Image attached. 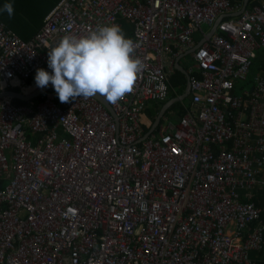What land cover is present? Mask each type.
<instances>
[{
	"label": "built area",
	"instance_id": "obj_1",
	"mask_svg": "<svg viewBox=\"0 0 264 264\" xmlns=\"http://www.w3.org/2000/svg\"><path fill=\"white\" fill-rule=\"evenodd\" d=\"M242 3L58 0L29 39L0 20V89L35 86L51 46L101 25L130 35L142 64L108 102L114 116L94 97L0 100V264H258L264 73L249 70L264 48V0L232 15ZM195 33L205 39L192 50ZM186 53L183 114L142 137L141 110L167 97Z\"/></svg>",
	"mask_w": 264,
	"mask_h": 264
},
{
	"label": "clouds",
	"instance_id": "obj_2",
	"mask_svg": "<svg viewBox=\"0 0 264 264\" xmlns=\"http://www.w3.org/2000/svg\"><path fill=\"white\" fill-rule=\"evenodd\" d=\"M0 11H6L11 16V3H5ZM134 47V42L125 37L116 24L98 26L86 35L66 33L47 50L48 70L37 68L34 74L35 86L28 90L46 88L50 84L58 97V103L96 94L109 103H116L131 90L134 79L142 68L141 61L132 55ZM3 88L4 86L0 90ZM48 96L52 98L51 95ZM181 115L178 111L177 120ZM162 117L163 114L160 119ZM139 121L144 132L142 137H145L151 125L145 127L142 120ZM160 125L159 120L151 133L157 132Z\"/></svg>",
	"mask_w": 264,
	"mask_h": 264
},
{
	"label": "trees",
	"instance_id": "obj_3",
	"mask_svg": "<svg viewBox=\"0 0 264 264\" xmlns=\"http://www.w3.org/2000/svg\"><path fill=\"white\" fill-rule=\"evenodd\" d=\"M0 0V9L3 8L5 3H11L13 12L12 15L9 16L6 11H0V16L6 24V28L14 31L20 37L28 38L32 34H34L41 25L43 16L48 12V10L58 1V0ZM255 73H264V48H258L256 50V55L251 61V66L249 70V76L252 77ZM177 75V77L175 76ZM29 80L25 79L21 83H25ZM184 82L183 74L175 68L172 74L169 75V83L171 87H176L175 91H172L170 88L171 94L173 92H181ZM179 84V85H178ZM6 86H4L5 88ZM11 90H19L20 87L17 85H11L9 87ZM182 88V89H180ZM45 95H51L55 102H58V97L56 96L53 89H49L45 92ZM8 101L13 104H22L24 101L6 97ZM36 100H40L41 96L35 98ZM174 103L173 105H175ZM179 108L184 107V103L178 105ZM179 114H183V111L180 110ZM264 215V213H263ZM262 264L259 262L258 264Z\"/></svg>",
	"mask_w": 264,
	"mask_h": 264
},
{
	"label": "water",
	"instance_id": "obj_4",
	"mask_svg": "<svg viewBox=\"0 0 264 264\" xmlns=\"http://www.w3.org/2000/svg\"><path fill=\"white\" fill-rule=\"evenodd\" d=\"M248 0H243V3L240 7V9H238L237 11H235L234 13H231L232 15H237L238 13L241 12V10L244 8L245 4L247 3ZM220 20V18H217L211 25L210 29L207 31L206 33V36L205 37H209L213 31L215 30V27L218 23V21ZM205 37L199 39L195 45L192 47L194 50L204 39ZM187 54V53H186ZM179 71H181L182 73H184L186 79L188 80V76H187V73H186V70L179 64V59L176 61V66H175ZM49 89H52L51 85L49 84L48 87L46 88H36L34 89L32 92L30 93H23L21 90L20 91H15V90H9V89H3V90H0V99L1 98H6V97H9V98H17V99H20V100H29L33 97H36L38 95H40L41 93H44L45 91H48ZM188 93H189V89H188V86L185 88L184 92L181 93L180 95L178 96H175V97H172L170 99H168L161 107V109L159 110L157 116L155 117L154 119V122L153 124L151 125V127L146 131V135H148L149 133H151L154 129V127L157 125V123L159 122L160 120V117L161 115L163 114V112L170 106L172 105L175 101H178L180 99H183L185 97L188 96ZM96 99H98L105 107L106 109L114 116V112L112 110V107L110 106V104L100 95L96 94L94 96H92Z\"/></svg>",
	"mask_w": 264,
	"mask_h": 264
},
{
	"label": "crops",
	"instance_id": "obj_5",
	"mask_svg": "<svg viewBox=\"0 0 264 264\" xmlns=\"http://www.w3.org/2000/svg\"><path fill=\"white\" fill-rule=\"evenodd\" d=\"M55 5V4H54ZM53 5V6H54ZM52 6V7H53ZM51 7V8H52ZM0 20L3 22V24L5 25V27H6V24H5V22L3 21V19L1 18V16H0ZM41 24H42V22H41ZM41 26V25H40ZM39 26V27H40ZM11 29V28H10ZM37 30V29H36ZM14 32V31H13ZM15 33V32H14ZM126 32L124 33V35H125V37H130V35H127L126 36ZM198 34V36L196 37L197 39H195L196 40V42L200 39V34L199 33H197ZM18 35V34H17ZM19 36V35H18ZM33 36V34L31 35V36H29L28 38H23V37H20V38H22V39H29V38H31ZM189 53H187L186 55H184V57L183 58H181L180 60H179V63H181L182 65H184V69H186L187 68V66H185V64H186V59H187V55H188ZM181 65V66H182ZM181 72V71H180ZM182 73V72H181ZM172 74V73H171ZM183 74V76H184V82H183V89H182V91L181 92H173L174 94H171L172 92H169V94H168V97H167V99L165 100V101H162V102H155V101H148L147 103H146V105H145V107L141 110V112H140V120H143V124H144V126L145 127H147V126H150V125H152L153 124V122H154V119H155V117L157 116V114H158V112H159V110L161 109V107H162V105L168 100V99H170V98H172V97H175V96H178V95H180L181 93H183L184 92V90H185V88L188 86V83H187V79H186V77H185V75H184V73H182ZM176 77H177V75H175ZM168 81H169V79H168ZM171 84V83H170ZM179 85V84H178ZM18 86V85H17ZM9 87H11V86H6L5 88H3V89H9L10 90V88ZM18 87H20V86H18ZM19 90H22V88L20 87L19 88ZM171 90L172 91H175L176 90V87H172L171 88ZM33 90H25V91H22L23 93H30V92H32ZM46 92V91H45ZM45 92L44 93H41L40 95H38V96H42V95H44L45 94ZM38 96H36V97H38ZM36 97H33V98H31V99H29V100H22V101H24V103H22V104H36L35 102H37L38 100H36L35 98ZM188 98H189V96H188ZM1 99H3V98H1ZM0 99V100H1ZM17 99V98H16ZM20 100V99H19ZM189 101V100H188ZM188 103V102H187ZM187 103H184L185 105L187 104ZM174 104V103H173ZM170 105L168 108H167V110L165 111V113H163V116H165V117H162L161 119H160V122H161V124H163V125H166L169 121H170V113H169V111L171 110V108L174 106V105ZM180 111V110H179ZM148 119H149V121H148ZM147 120V121H146ZM171 122V121H170ZM31 137V139H34L35 138V136H30ZM254 253H255V255L254 256H252V257H254V258H256L257 259V263H259V262H262V264H264V247L261 249V251H259V252H256V251H253ZM261 264V263H260Z\"/></svg>",
	"mask_w": 264,
	"mask_h": 264
},
{
	"label": "rangeland",
	"instance_id": "obj_6",
	"mask_svg": "<svg viewBox=\"0 0 264 264\" xmlns=\"http://www.w3.org/2000/svg\"><path fill=\"white\" fill-rule=\"evenodd\" d=\"M8 1L11 2L10 0H8ZM20 1H23V2L25 3L24 0H20ZM122 22H123V24H124L126 30L130 29L131 24H129L127 21H124V20H123ZM202 26H203L204 29H207V28H208V25L203 24ZM197 36H198V34L195 33V34H194V38L197 39V38H196ZM187 59L189 60V63H190V62H191V58H190L189 54L187 55ZM181 87H182V86H181ZM180 89H182V88H180ZM188 100H189V98H188V96H187V97H185V98H183V99H180V100H178V101L175 102L176 104H175V105L171 108V110L169 111V113H170V121H171V123H176V121H177V113H178V111H179V106H178V105H179V104H182V103H187ZM146 121H147V120H146ZM148 121H149V119H148ZM142 122H143V120H142ZM254 255H255L254 252H251V253H250V256H254Z\"/></svg>",
	"mask_w": 264,
	"mask_h": 264
}]
</instances>
